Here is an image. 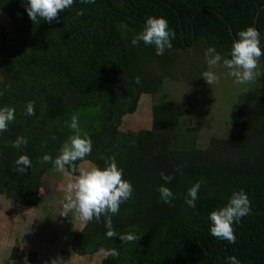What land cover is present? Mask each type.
<instances>
[{
  "label": "trees",
  "instance_id": "obj_1",
  "mask_svg": "<svg viewBox=\"0 0 264 264\" xmlns=\"http://www.w3.org/2000/svg\"><path fill=\"white\" fill-rule=\"evenodd\" d=\"M150 16L166 18L174 33L163 55L154 46L130 43ZM249 26L264 37V0H74L52 22L35 23L22 0H0V107L15 109V119L0 132V197L41 208L44 177L55 169L41 157L59 154L75 134L68 126L75 115L92 151L66 172L75 178L83 165L103 168L115 158L133 193L111 216L117 236L106 237L104 216L79 221L68 243L72 264L97 254L99 264H227L230 256L264 264V55L257 64L262 76L236 88L231 124L204 145L201 127L183 120L181 102L163 95L182 77L203 82L205 50L215 47L227 58L237 34ZM144 96L153 100L151 128L125 131ZM29 101L32 116L26 114ZM18 136L27 140L19 149L13 146ZM21 155L31 160L23 174L15 165ZM161 172L173 176L165 185L174 193L168 204L157 191L164 185ZM198 180L196 207L189 208L185 195ZM240 190L251 212L233 225L235 242L213 237L209 213ZM128 233L136 239H119ZM112 249L119 254L112 256ZM22 253L16 247L11 256L27 264Z\"/></svg>",
  "mask_w": 264,
  "mask_h": 264
},
{
  "label": "clouds",
  "instance_id": "obj_2",
  "mask_svg": "<svg viewBox=\"0 0 264 264\" xmlns=\"http://www.w3.org/2000/svg\"><path fill=\"white\" fill-rule=\"evenodd\" d=\"M74 0H22V5L29 19L34 23L40 19L52 22L58 18V13L70 8ZM83 4H94L95 0H81ZM77 15H83L82 11H78ZM174 33L169 28L168 21L164 17H148L143 28L130 41L132 46L143 42L146 46H154L157 55H163L165 49L172 48V38ZM261 37L257 29L246 27L237 34L234 39L228 57H222L215 47H209L204 52V58L209 68L222 63L229 70V75L235 78L236 84H244L255 79L256 68L259 58L264 55V48L261 46ZM204 80L213 85L218 81V76L214 71H204L201 75ZM3 93L0 92V95ZM26 114L34 115L33 102L26 104ZM15 119V109L11 107H0V132L7 129L9 122ZM75 134L70 136L60 149L59 154L53 158L45 153L41 157L43 163L51 162L52 165L60 170L65 166L73 167L77 160H83L92 151V140L90 137L82 136L79 130L78 119L74 115L69 123ZM27 144V140L23 136H18L13 142V146L21 148ZM16 171L25 173L31 167V160L27 155L19 156L16 161ZM177 171H180L177 168ZM123 169L119 168L115 158L110 162L106 161L105 167L92 166L89 169H81L79 174L75 176L74 181L66 186L65 202L63 203L64 215L67 216L69 211L76 213L77 218L82 223H87L95 218L100 220L104 216L105 235L108 238L117 236L113 230L111 216L119 211L120 205L127 201L132 193L133 186L130 181L123 179ZM164 185H160L157 189L159 198L162 202L168 204L174 199L172 190L165 186L171 182L173 176L170 174L160 173ZM203 181H196L185 195V204L189 208L196 207L198 192ZM251 212V205L248 195L243 191L232 192L227 198V202L211 211L208 215L209 232L220 240L235 242V234L233 230L234 224H239L241 219ZM119 239L128 242L136 239L131 234L119 235ZM119 253L116 249L111 250L112 256ZM227 264H241L235 256L226 257Z\"/></svg>",
  "mask_w": 264,
  "mask_h": 264
},
{
  "label": "rangeland",
  "instance_id": "obj_3",
  "mask_svg": "<svg viewBox=\"0 0 264 264\" xmlns=\"http://www.w3.org/2000/svg\"><path fill=\"white\" fill-rule=\"evenodd\" d=\"M209 70L218 76V81L213 85H209L205 80L201 83L195 81L186 83L182 77L178 81L169 82L163 94L181 102L185 122L201 127L202 145L206 144L212 135L221 132L224 125L228 127L231 124L232 112L229 105L235 101L236 88L240 89V86H243L236 84L235 78L229 75V70L220 64ZM255 72V79L262 76V70L258 66ZM152 104V97L144 96L139 112L127 118L123 129L130 132L150 129ZM89 168L91 166L85 164L81 169ZM74 179L65 168L50 171L44 177L41 208H26L0 197V251L3 256L0 264H19L11 256L16 247L23 252L21 260L27 264L73 263L76 257L68 250V243L80 220L74 210L69 211L67 216L62 215L66 186ZM90 257L93 258L87 257L89 259L83 264H99L102 260L101 254Z\"/></svg>",
  "mask_w": 264,
  "mask_h": 264
}]
</instances>
